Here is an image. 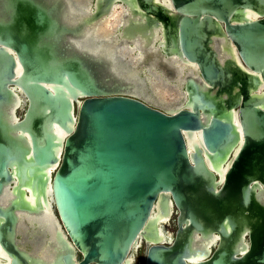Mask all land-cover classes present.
Returning a JSON list of instances; mask_svg holds the SVG:
<instances>
[{"label": "water", "instance_id": "95a60500", "mask_svg": "<svg viewBox=\"0 0 264 264\" xmlns=\"http://www.w3.org/2000/svg\"><path fill=\"white\" fill-rule=\"evenodd\" d=\"M70 1L0 0L9 264H134L139 240L144 264H264V0H93L72 22ZM115 4L128 12L117 39L147 48L154 37L156 53L195 67L176 109L134 95L101 54L75 45ZM43 211L56 227L50 262L17 243L18 226L35 231L27 218ZM154 211L174 215L163 242ZM198 237L215 241L199 249Z\"/></svg>", "mask_w": 264, "mask_h": 264}, {"label": "bare ground", "instance_id": "6f19581e", "mask_svg": "<svg viewBox=\"0 0 264 264\" xmlns=\"http://www.w3.org/2000/svg\"><path fill=\"white\" fill-rule=\"evenodd\" d=\"M164 5L168 6V0H160ZM71 11L68 10V20L72 22L75 18L80 16V18L84 20L87 19L88 14L92 12L89 7V3H83V0H71ZM110 14L104 17V21L110 23L111 21L115 25V29L119 27L121 23H125V19L127 18L128 12H126L125 8H123L120 4H115L112 7ZM110 20V22H109ZM104 21L96 22L94 28L88 33L87 38L82 40H75V45L79 44V47H84L88 52H97L101 54L107 63V70L111 73H115L118 76H121L123 80H126L128 84H132L133 87H130L131 91L134 95L143 98L147 103L154 105V107H160L164 110H173L176 109L185 99V94L181 91V101H172V102H164L163 100L157 99L149 89L146 87L147 76L151 75L152 77L163 79L164 82H170L175 88L181 89L180 86L183 85L184 79L186 76H195L196 70L195 67L181 62L178 58H163L160 55L157 49V44L154 43L155 38L153 37L150 41V45L147 48H144L143 41L140 38H135L131 41H126L121 38L117 39V30L112 31L108 28V31L103 33L104 35H100L99 33V24ZM107 23V24H108ZM102 24V23H101ZM90 27L91 24H90ZM157 32V30L155 31ZM74 40V39H73ZM220 42V41H219ZM154 43V44H153ZM217 48H220V43H217ZM156 55H155V54ZM149 54V55H147ZM153 54V55H152ZM155 55V56H154ZM128 56V57H127ZM111 65V68L109 64ZM161 64V65H160ZM165 69H175L178 71L179 75L175 80H169L168 76H164ZM145 72L144 77L141 79L143 73ZM25 104V99L22 98L18 102L19 109H22ZM15 105V104H13ZM14 106L9 108L11 111ZM195 140H198V137H195ZM194 142L193 139H188L189 147L192 146ZM6 192L1 198L0 201L2 203H7V200L10 196V192L7 189ZM47 211V210H46ZM159 212L154 211L152 216L157 217L156 221L161 224H158V234L159 239L163 242L164 239L169 238L171 235L163 231L161 225H164L168 221V216L160 217ZM22 217L24 215H21ZM29 221L33 222L36 230H32L31 232L26 233L28 230L27 226L19 225L18 233H26L24 237L29 234L31 240H27V244H31L30 251L36 254L41 255L45 260L52 259V253H50L46 247H43L45 244L50 241V238L53 237V234L56 232V227L54 224L53 217L48 213L43 211L40 216L27 218ZM160 225V226H159ZM31 235V236H30ZM215 237L212 239L204 240L200 237L195 238V244L199 249H206L210 245H212L215 241ZM201 258V257H200ZM199 258V259H200ZM10 258L5 254L0 248V264H9Z\"/></svg>", "mask_w": 264, "mask_h": 264}, {"label": "rangeland", "instance_id": "374dc122", "mask_svg": "<svg viewBox=\"0 0 264 264\" xmlns=\"http://www.w3.org/2000/svg\"><path fill=\"white\" fill-rule=\"evenodd\" d=\"M93 0H83V3H89L91 5ZM104 21V20H103ZM110 22V20H109ZM102 23V24H101ZM99 24V33L100 35H104L103 33L108 31V28L112 31H116L114 23L111 21L110 23L104 21ZM108 23V24H107ZM128 57V56H127ZM145 75V72L143 73L142 79ZM146 87L149 89V91L157 97V99H161L164 102H172V101H179L181 99V90L175 88L170 82L166 81L164 82L162 78L158 76V78H154L151 75L146 77ZM23 109H18L17 110V116H21L23 113ZM163 231L166 233L170 234L171 236L173 235L175 231V222H174V215L172 218L162 225ZM26 234V233H24ZM23 233H18L17 234V243H19L21 246L27 248L30 250L31 244H27V240H31L29 235L27 234L24 237ZM170 236V237H171ZM27 239V240H26ZM146 249V244L143 240H139L134 248H132L131 256L133 259L134 264H144V252Z\"/></svg>", "mask_w": 264, "mask_h": 264}, {"label": "flooded vegetation", "instance_id": "af4514ba", "mask_svg": "<svg viewBox=\"0 0 264 264\" xmlns=\"http://www.w3.org/2000/svg\"><path fill=\"white\" fill-rule=\"evenodd\" d=\"M92 4H93V1H92V3H91V5L89 4V7H91L92 6ZM121 5V4H120ZM122 6V5H121Z\"/></svg>", "mask_w": 264, "mask_h": 264}]
</instances>
